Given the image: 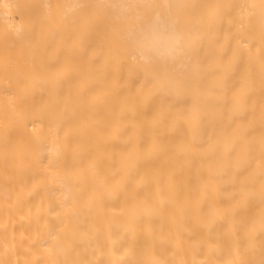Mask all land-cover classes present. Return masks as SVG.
<instances>
[{
	"label": "bare ground",
	"instance_id": "1",
	"mask_svg": "<svg viewBox=\"0 0 264 264\" xmlns=\"http://www.w3.org/2000/svg\"><path fill=\"white\" fill-rule=\"evenodd\" d=\"M118 5L0 0V264H264V0H169L179 70Z\"/></svg>",
	"mask_w": 264,
	"mask_h": 264
},
{
	"label": "clouds",
	"instance_id": "2",
	"mask_svg": "<svg viewBox=\"0 0 264 264\" xmlns=\"http://www.w3.org/2000/svg\"><path fill=\"white\" fill-rule=\"evenodd\" d=\"M160 3L161 7L150 15L128 6H117L121 18L135 20L126 31L125 39L132 45L138 63L144 66L175 65L179 70L188 59L183 36L169 15V0H160Z\"/></svg>",
	"mask_w": 264,
	"mask_h": 264
}]
</instances>
